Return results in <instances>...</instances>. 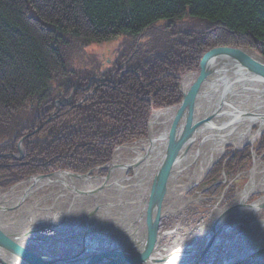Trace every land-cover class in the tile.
I'll return each mask as SVG.
<instances>
[{
  "label": "trees",
  "instance_id": "16d2710c",
  "mask_svg": "<svg viewBox=\"0 0 264 264\" xmlns=\"http://www.w3.org/2000/svg\"><path fill=\"white\" fill-rule=\"evenodd\" d=\"M147 28L153 42L141 46L129 63L138 74L121 77L122 70L115 73L118 65ZM118 36L123 39L113 65L87 54L92 45ZM240 47L264 55V0H0V155L19 153L23 138L45 124L24 140L21 163L0 158V188L35 174H87L107 165L117 147L147 136L153 109L184 99L186 80L163 77L166 73L193 78L222 65ZM98 74L108 81L83 101L96 85L81 87ZM59 100V112L48 121ZM258 146L260 155L264 135ZM232 154L229 148L207 181H216L224 171L237 174L251 160L252 147ZM222 188L216 185L204 196L216 197ZM233 193L231 188L227 201ZM198 215V208L191 207L183 225L190 227ZM181 217L163 219L152 230L170 229Z\"/></svg>",
  "mask_w": 264,
  "mask_h": 264
},
{
  "label": "water",
  "instance_id": "95a60500",
  "mask_svg": "<svg viewBox=\"0 0 264 264\" xmlns=\"http://www.w3.org/2000/svg\"><path fill=\"white\" fill-rule=\"evenodd\" d=\"M245 49L248 48H236L232 50L220 68L202 70L196 77L189 80L191 84L181 103L158 110L175 109L170 129L171 136L166 145L165 154L156 167L155 176L151 181H146L143 186L139 185V189H137L139 192L125 199H123L122 196L112 197L109 194L110 190H114L113 185H108L107 183V180L111 176L110 164L113 161L109 165L91 170L87 174L59 170L50 174H37L21 182L25 183L31 180V178L35 179V182L25 191L21 201L13 208H17L25 202L38 181L49 179L57 174H66L71 177L102 179V182L91 188L90 191L72 185L75 189V194H73L75 198L87 200L88 198L95 197L97 199L91 209H85L81 211V213H72L69 211L66 218L59 223V226L58 224L52 223L55 226L54 228L57 229L54 236L42 234L45 230L44 228L48 226H43L38 229H29L26 232H13L8 229L7 224H3L2 221H0V263L163 264L171 261L175 257H184L187 253L192 255L191 251H185L186 253L182 251L176 253V251H174L167 256H157L158 248L161 246V240L168 232L156 234L153 232L152 227L155 223L168 216L167 211L162 210V206L166 200L175 195L171 194L173 191L172 189L175 187L170 184L171 180L185 168L193 165L200 156L201 161H203L202 156H207L208 153L206 149L208 144L221 141L225 142L220 158L218 157L212 162L196 182L188 184V181L186 185L181 184L182 186L180 187L176 185V189H178V194L176 193V196H186L192 188L196 187L198 182L205 180L211 169L220 161L225 154L226 148L229 146L232 147L234 151H241L247 146H252L254 165L257 159L264 156V153L259 156L257 154V149H254L256 142L259 141L264 134V106L256 105L253 108L242 111L233 109V112L227 115V112H223L225 107L229 108L232 106L235 95L240 91L247 90L254 94H264V67L258 65L257 68L253 63L244 60L239 53L244 52ZM261 57L264 58V55H261ZM166 76L168 75H164L163 77ZM174 76L187 80V78L180 73H176ZM96 81L99 83L97 88L101 86L103 82L106 83L105 80L101 78H96ZM87 88H90V86L85 89ZM97 88H95L94 92ZM89 97L90 95H87L84 101ZM207 98L210 100L211 98H215L216 102L213 103L211 101L213 103L212 110L208 115H204V117L200 118V116L195 113L196 107L202 99ZM147 100L151 99L147 98ZM222 112L223 115L230 119L223 124H218L217 120L222 117ZM257 123H260L263 127ZM247 124L251 125L249 129L243 132L242 128L248 126ZM150 125L151 119L149 122L147 139L150 138ZM39 131L40 129H37L24 137L19 144L20 151L18 154H2L0 158L14 159L17 162L23 161L26 157L23 141ZM234 133H239V137L236 140L232 139ZM245 135H249V138L241 142ZM239 139L241 145L237 146L235 142L239 141ZM192 152L196 153V157L188 161V159L191 158L190 155ZM127 168L128 170L134 171L130 167ZM100 169H107L108 174L105 177L92 175L95 170ZM253 171L254 166L251 173ZM223 175L224 178L227 179L226 173H223ZM251 177L254 178L253 175H251ZM226 181L227 180H225V183ZM114 185H118V182ZM230 185L231 184H228L224 191L229 189ZM181 188H185V191ZM124 190L125 189H121L120 194H125L126 191ZM67 192L70 193L69 190H67ZM224 195L225 193L223 192L221 197H224ZM105 200L108 202L104 203ZM235 202L223 210L216 218L214 226L207 233L209 235L208 242L199 251L196 264L204 263L207 256L212 253V247L218 238L219 227L223 223L224 218L237 207ZM247 206L254 208L257 212H261L264 209V197L251 204H247ZM6 210H8V208H3L0 204V211ZM132 216L135 217L132 218ZM75 217L78 219L75 220ZM121 217L127 220L122 222ZM119 218L120 223L117 222ZM72 219L75 220V222L68 224V221ZM65 222H67V225L63 226ZM71 225H74V228L68 230ZM240 225H244L245 228L234 233L231 231L229 232L228 236H226L225 240L221 243L222 255L212 264H257L264 261V246L251 254H245L255 237L264 228V219L254 220L249 224L241 222ZM65 229L66 231L61 233V231ZM248 233H251L252 237L244 245L245 248L242 255L245 254L246 256L244 255L245 257H241L235 263H233L234 261L232 259L230 263H226V258L232 250V248L229 250L230 240ZM199 236H195L184 242H189ZM75 239H78L79 242H74ZM66 240H68V242ZM153 240L155 243L150 245ZM51 241L55 242V244L52 245ZM114 242L118 243L115 244ZM37 243L43 246L39 247L35 245ZM56 243L66 244V246H63L61 252H57V250L54 249ZM104 243L109 244V246L105 248ZM73 245L75 247H72ZM204 264L210 263L205 262Z\"/></svg>",
  "mask_w": 264,
  "mask_h": 264
},
{
  "label": "bare ground",
  "instance_id": "6f19581e",
  "mask_svg": "<svg viewBox=\"0 0 264 264\" xmlns=\"http://www.w3.org/2000/svg\"><path fill=\"white\" fill-rule=\"evenodd\" d=\"M166 23H167V21H164V25ZM150 29L151 28H147L143 34H145L146 31L150 30ZM142 35L138 38L133 53L126 60H124L123 62H121L118 65V69L115 73L122 70V71H120L121 77L124 76L125 73H135L136 75L138 74L137 70H134L133 68L129 67V63L132 61V59L134 58V56L136 55V53L138 52V50L141 46L147 45V44L153 42V40L148 41V39L144 43L141 42ZM117 38H120L121 42H122L123 36H118L114 40H116ZM162 40H163L162 44H164L166 41V36H164L162 38ZM112 43H113V41L110 43H107V44L111 45ZM107 44H105V46H104L105 47L104 54H106V55H107V52L109 51V47L107 46ZM117 48H118V46H117ZM240 48H242V47H240ZM244 48H247V47H244ZM239 54L242 56V58L244 60L253 63L255 67L258 68V65L264 67V58L261 57L262 54L257 52V51L255 52L254 49L248 48V49H245L244 52L239 53ZM95 55L97 57L99 56V54H96V53H95ZM114 55L117 56L116 54H114ZM115 59H116V57H115ZM105 61H106V63L110 64V66H111V65H113V62L115 60L107 59ZM222 65H219L216 67L214 65H212L211 68L212 69L213 68H220ZM174 74H176V73L169 71L165 75H174ZM196 75H198V73H196L193 76V78L196 77ZM96 78H101L102 80L106 79L104 76H100L98 74L96 76H93L90 79V81L88 82V84L86 86L81 87V89L84 90L88 86L95 85L98 82V81H96ZM193 78L192 77L187 78V80L185 82L184 90H186L187 87L189 88V86L191 84L189 82V80L193 79ZM139 79H140V77H139ZM141 82L143 83L142 80H141ZM119 83H120V81L117 84H119ZM143 85L146 86L144 83H143ZM209 100H210L209 98L202 99L198 103L195 113L198 116H200V118L204 117V115H208L209 112L212 110L213 103L216 102L215 98H211V100L210 101ZM256 105L264 106V94L259 95V94L251 93L250 91H247V90H243V91L238 92L235 95V97L233 99L232 106H230L229 108L225 107L223 112H227L226 113V115H227V114L232 113L233 109H238V110L242 111V110H247L248 108H253ZM223 112L221 115L222 117L218 118V120H217L218 124H223L230 119L229 117L223 115ZM174 114H175V109H173V108L165 109L163 111L155 110L151 114V117H150V119H151L150 138L145 140V141L144 140L140 141L139 143L132 145V146H129V147H120L115 152L113 162L110 164L111 176L107 180L108 185H113V188H114V190H110V192H109V194L112 197L113 196L114 197L115 196H118V197L122 196L123 199L128 198L127 196L125 197L123 194H120L121 189H125L124 191H126V192H132V195H133L134 193L139 192L137 190V189H139V185L143 186L146 181H151L153 179V177L155 176L156 167H157L158 163L161 161V158L164 156L166 145H167L168 141L170 140V136H171L170 129H171V125L173 122ZM257 124H259L260 126L263 127V125H261L260 123H257ZM247 125L248 126H244V128H242L243 132H245L247 129H249L251 124H247ZM227 132H229V131H227ZM238 132H240V131H238ZM238 137H239V133H234V135L232 136V139L236 140ZM248 138H249V135H245V137L241 140V142L246 141ZM241 142L239 139V141H237L235 143L237 146H239V145H241ZM224 146H225V142H223V141L208 144L206 146L208 153H207V156H202L203 161H201V156H200V158L193 165H191L190 167L188 166L182 172H180L174 176V178L171 180L170 184L175 186L172 189L173 191L171 193V194H175V195L172 196L170 199H173L175 202L173 203V205L171 207L166 208L167 213L174 212L173 208H174L176 202L181 200L184 197L183 195L176 196V193L178 194V189H176V185L180 187V186H182L181 184L186 185V183L188 181H189L188 184H190V183H193V182H196L197 180H199V178L203 175V173L208 169L210 164L212 162H214L221 155L222 149ZM124 150L132 152L133 156H129V157L124 158L123 157V151ZM190 157L191 158H189L188 161L193 160L196 157V153L192 152ZM127 167H130L135 172V175L131 178H127L129 176H126V174H128V172L130 171V170H128ZM251 175H253L254 178H252ZM184 178H186V181ZM34 182H35V179L31 178V180L12 188L10 191H8L6 194H4L0 198V204L3 206V208L12 207V206L16 205L19 201H21V198L24 196L25 191ZM100 182H102V179L82 178V177H73V176L71 177V176H68L66 174H57V175H55L49 179H44V180L38 181L36 183L33 191H37V190L44 188V187H48V188L59 187L58 185H60L62 187V193L64 194L63 196L68 194L67 197H74L73 194H75V191H74L75 189L72 187V185L78 186L81 188H85V189H87V191H90L91 188H93V186L99 185ZM116 182H118V185L115 186L114 184ZM22 186H24L23 189L19 191L18 188H21ZM64 188L66 190H69L70 193L68 192L66 194ZM128 189H131V191H127ZM181 189L185 191V188H181ZM140 192H141V190H140ZM259 192H264V162H262L261 160H256L255 165H254V171L252 173H250L248 182L246 183L244 189L238 194V197H237L236 202H235V205H237V207L234 208L224 218L223 223L219 227L218 238H217L214 246L212 247V253L209 256H207L205 262L212 264L218 257H220L222 255L221 243L225 240L226 236H228L230 231L232 232L235 227H237L238 225L241 224L242 219L245 215H252L253 213H255L256 215L260 214L259 211L257 212V210H255L254 208L247 206V202L249 201L250 197L253 194L259 193ZM114 193H115V195H114ZM98 198H100V197H98ZM135 198H137V197H135ZM73 199L74 200H73L72 205L74 206L75 202H78V204L83 205V204L95 202V200L97 198L91 197V198H88L87 200L83 199V198H77V199L73 198ZM45 202H47V200H45V199H42L39 202H37L34 210H37V212L44 210V209H40V207H41V204H43ZM184 206H182L180 208V210L183 207L184 208L182 210L188 209L190 207V206H188L186 208V205H184ZM256 208H257V206H256ZM49 211H51V209H49ZM180 213L181 212H179V214ZM134 217L135 216H132V218H134ZM29 218H31V216ZM121 218H122V222L127 220V219H123V217H121ZM76 219H78V218L75 217V220ZM75 220H73V219L69 220L68 224L74 223ZM131 220H134V219H131ZM0 221H2L3 224H7L8 229L10 231H13V232H16V231L26 232L29 229H35V227L38 225H45V224H49V223L58 224V226H59V223L61 222L57 218H51V219L43 218L39 221H36L34 219V216H33L32 220L29 221L26 218L25 223L20 224L18 227V226H16L15 222H12V221L7 219L6 213H4V212H0ZM117 222L120 223V218L117 220ZM107 225H109V224H107ZM73 228H74V225H71L68 228V230L73 229ZM65 231H66V229L62 230L61 233L65 232ZM251 237H252V234L248 233L246 235H241L240 237L238 236L236 238H232L229 242V250H231L232 246L235 245L238 238L244 239L245 243H247ZM208 240H209V235L206 233V235H202V236H199V237H197V238H195L189 242L182 243L181 244L182 246H180L178 248L176 253L181 252L187 246L191 245V246H193V248L190 247L188 252L191 251L192 255H189V253H187L186 255L183 254L184 257H182L181 259L176 260V257H175L171 261L163 263V264H196V262L198 261L197 257H198L199 251L206 245ZM66 241L68 242V240H66ZM74 242L78 243L79 240L75 239ZM114 243L117 244L118 242H114ZM51 244L54 245L55 242L51 241ZM35 245H37L39 247L43 246L41 244L38 245V243ZM63 246H66V244L56 243V247H54V249L57 250V252H61ZM108 246H109V244L104 243L105 248H107ZM52 248H53V246H52ZM68 250H70V249H68ZM184 253H186V252H184ZM167 255H169V253ZM167 255H165V256H167ZM163 256L164 255H160V257H163ZM243 256L244 255L237 257V259L234 260L233 263L237 262ZM204 263H199V264H204ZM155 264H158V263H155ZM159 264H162V263H159Z\"/></svg>",
  "mask_w": 264,
  "mask_h": 264
},
{
  "label": "rangeland",
  "instance_id": "374dc122",
  "mask_svg": "<svg viewBox=\"0 0 264 264\" xmlns=\"http://www.w3.org/2000/svg\"><path fill=\"white\" fill-rule=\"evenodd\" d=\"M155 26L157 27V29L162 27V26H160V23L155 25ZM153 35H154V33H152L151 30H147L146 33L142 35L141 42L144 43V42H146L147 39H148V41L153 40V38H152ZM120 42H121V39L117 38L116 40L113 41V43L111 45L107 44L108 46H110L109 47V51L107 52V55L104 54V52H105L104 51L105 50L104 46L105 45H99V44L92 45L91 47H89L87 49V54H95V53L99 54L98 57L100 59L102 58L103 61H105L107 59L115 60L116 56L114 55V53L116 51V48H117L118 44H120ZM69 100H71V99H69ZM58 102H60V103H58ZM61 104L62 103H61L60 100L56 102V106L57 107H60ZM57 113L58 112H54L52 119H54L56 117ZM52 119L50 118V119H48V121H51ZM44 125L40 126V128H38V129H41ZM147 138H148V136H147ZM259 141L256 142L255 147H257V143ZM139 142H140V140L135 142V143H133V144H128L126 147L135 145V144H137ZM129 156H133V153L124 150L123 151V157L125 158V157H129ZM219 158H220V156H219ZM257 160H261L262 162H264V159L263 160L262 159H257ZM253 166H254V164L250 161L247 164V168H246L247 171L246 172L242 171L235 178L234 177H229V175L227 176L229 180H233L234 179L233 180L234 184L236 183L235 185L237 186V188H236L235 197H234L235 200L237 199L238 194L241 192V190L245 187L246 183L248 182L249 175L251 173L250 171L253 168ZM97 174H99V173H98L97 170H95L92 175L96 176ZM133 175H134V171H132V170L129 171L128 174H126V176H130V177L133 176ZM100 176H102V175H100ZM184 179L186 181V178H184ZM228 179H225L224 177H221L219 180L224 182V183H225V180H227L225 184H228V181H229ZM210 184L211 183L207 182L206 179L203 180V181L198 182L196 187L192 188L187 193V195L184 196L181 200L177 201L175 206H174V209L176 211H179L180 208L182 206H184V205H186V208L188 206H190V207L192 206V207L198 208V210L201 213L198 216V218L202 217L204 219V224L202 226L196 227V229L198 228L197 230L198 231L200 230L203 233L206 232L207 229L211 228V225L213 224L214 219L219 215V213H221V211L225 210L226 207L228 206V205H226V201H225V199H226L225 197H227L228 193L221 200H220V198H217V199L215 198V199H213V202L206 203L207 200H204L205 197H202L203 194H201V192H203L207 188H209ZM15 185L10 186V187H8L6 189L0 188V198L3 196L4 193L9 191V190L6 191L7 189H11ZM221 185H223V184H221ZM23 187L24 186H22L21 188H18L19 191L22 190ZM193 190L195 192L193 194H191V192ZM127 191H131V189H128ZM196 191H198V193H196ZM65 192L67 194V190L66 189H65ZM63 195L64 194L62 193V187L61 186H59V187H50V188L44 187V188H41V189H39L37 191H32L28 195V197L25 200V202L23 204L19 205V207L17 209L10 210V211L6 210V211H4V213L6 212L7 219L12 221V222H16V225H17V223H18V225L24 223L25 222V218H27L29 221L32 220L33 216H34V219H37V220L38 219L41 220L43 218L50 217V218H57V219H59V221L62 222L66 218L67 213L69 211H71L72 213H76V212L77 213H81V211H83L85 209H91L94 206V202L83 204V205H80V204H78V202H75V205L73 206L72 205L73 200H74L73 198H75V197H67L68 195H65V196H63ZM123 195L125 197L126 196L130 197V196H132V193L131 192H126ZM263 195H264V192H259V193L253 194L251 196V198L249 199L248 204L251 203V200H255L256 201L257 198L259 199V197L263 196ZM42 199L47 200V202L41 204L40 209L42 208V206H43V208L50 207L51 211H49V210H41V211L37 212V210H34V207H32V206L34 204H36L37 202H39L40 200H42ZM173 201H174L173 199H169L167 201V206H170V204ZM106 202H108V201L105 200L104 203H106ZM184 211H185V209L181 210L180 212H184ZM30 216H31V218H29ZM252 217H253L252 215H248V216L243 217L242 220H243V222L245 224H247L248 222H250L252 220ZM259 218L264 219V211H262L260 213V217H257V219H259ZM19 220H21V221H19ZM66 225H67V222H65L63 224V226H66ZM192 225L195 226V223L192 224ZM240 226L241 225H239L236 228H234L233 231L236 232L240 228ZM182 227L183 226L178 225L177 230H180ZM197 230L192 232L190 236H185L183 234L177 233V231L175 233H172L173 232L172 231L171 233L165 234V238L161 242V247H160L159 251H157L158 255H164V256L167 255L174 248H176L178 246V244L188 240L190 237L193 238L194 235L199 234V232ZM49 236H51V235H49ZM263 241H264V230H263V232H261L255 238L253 243L250 245V247L248 249V252H252V251L256 250L258 247L261 246ZM244 243H245L244 239H239L238 242L235 245H233L231 253L228 255V259L229 260L233 259L235 257H238L241 254V251L244 250ZM72 247H75V246L73 245ZM191 247L193 248V246H191Z\"/></svg>",
  "mask_w": 264,
  "mask_h": 264
}]
</instances>
